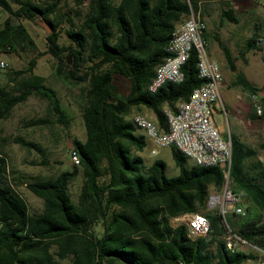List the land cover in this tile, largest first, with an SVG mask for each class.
I'll list each match as a JSON object with an SVG mask.
<instances>
[{"label": "trees", "instance_id": "1", "mask_svg": "<svg viewBox=\"0 0 264 264\" xmlns=\"http://www.w3.org/2000/svg\"><path fill=\"white\" fill-rule=\"evenodd\" d=\"M61 0H0V53L31 52L35 43L21 20L47 22L46 49L54 60L53 76L67 87L78 89L84 139L67 135L70 154L76 156L69 169L54 176L38 177L25 187L42 200L39 212L30 214L27 204L12 187L5 155L0 149V264H242L255 259L252 252L226 249L222 236L238 234L264 250V171L245 160L256 149L229 133L231 161L228 185L245 199L244 215L228 214L224 221L216 208L207 207L210 191L223 182L219 165H187L174 148L171 157L177 174L167 176L165 164L155 158L145 164L139 154L147 146L143 133L132 122L133 110L145 108L153 121L165 129L164 108L175 109L202 80L197 76L195 54L182 65L178 83L164 82L154 91L148 85L155 66L167 55L164 46L174 27L188 13L186 0H71L75 10L60 13ZM195 7L196 0H190ZM77 18V21H75ZM220 18L236 22L232 10L222 7ZM68 27L67 44L60 43L59 24ZM257 28L244 40V51L258 48ZM223 57L239 85L258 99L259 114L252 105L249 120L264 119V95L236 70L229 50L218 41ZM31 56L20 69L6 68L0 84V119L30 95L47 99L53 120L35 118L29 125L56 122L68 128L70 118L45 77L33 72ZM126 78V93L113 82ZM10 141L36 151L38 164L48 165L43 149L20 136ZM264 147V143L259 144ZM256 168L255 171L251 170ZM80 173L81 183L72 200L68 184ZM198 212L210 226L208 237L190 238L185 225L171 226V217ZM98 227L99 229H96Z\"/></svg>", "mask_w": 264, "mask_h": 264}, {"label": "rangeland", "instance_id": "2", "mask_svg": "<svg viewBox=\"0 0 264 264\" xmlns=\"http://www.w3.org/2000/svg\"><path fill=\"white\" fill-rule=\"evenodd\" d=\"M44 2L49 0H35ZM60 13H72L75 6L71 0L60 1ZM236 7L237 23L220 18L222 7ZM249 8L240 12L241 7ZM201 16L208 23L207 52L222 65L223 82L220 89V101L225 108V115L222 111L214 114V120L229 133H235L238 138L249 146L256 149V155L245 160V166L250 171L254 162H259L258 169L264 171V147L259 144L264 143V119L255 118L248 120L247 116L253 105L252 97L239 85H232L234 72L230 70L222 54V49L218 41L223 44L234 59L236 70L257 88L263 84L264 73V53L261 48H252L243 51L244 40L251 34L255 28L260 33L264 30V0H205L200 5ZM5 13L0 11V20L4 18ZM40 19L35 21L21 20L35 43V49L31 52L0 53V58L7 62V68H23L27 60L35 57V66L33 72L45 77L46 85L51 86L56 95L60 98L61 105L68 114L70 121L68 128H63L61 124L52 122L44 125H29V121L35 118H47L53 120L49 103L46 98L38 95H30L23 102L14 105L9 115L0 119V149L5 155L8 167V178L14 190L21 195L27 204L30 214L37 213L42 208V200L35 196L25 187V183L38 177L54 176L61 170L69 169L71 166L70 142L67 135L78 139H84L85 133L82 125L79 109L76 104L78 89L67 87L61 84L52 74L54 60L49 53H43L37 56V52H44L46 49V39L43 27L39 24ZM77 21V18H75ZM68 24L62 20L59 24V42L67 44L69 41L64 34V29ZM5 70L0 72V84L5 82ZM113 82L118 90L126 93L129 88V82L126 78L115 75ZM264 92V87L261 88ZM140 113L153 120L152 113L141 108L139 112L133 110L132 115ZM20 136L38 144L44 152V156L49 160L48 165H40L39 154L32 150L20 146L10 141L11 137ZM68 141V142H67ZM151 145L145 146L139 154L144 159L145 164L153 159L159 158L165 164V174L173 176L177 174L178 168L171 157L170 147H157L156 155H150ZM187 165L192 161L187 159ZM256 168L251 170L255 171ZM81 183V175L76 177L68 184V192L72 200L76 195ZM211 192V191H210ZM241 202L245 205V199L242 195ZM96 229H99L96 227ZM251 252V251H249ZM253 253V252H252ZM245 264H255L254 259H248Z\"/></svg>", "mask_w": 264, "mask_h": 264}, {"label": "built area", "instance_id": "3", "mask_svg": "<svg viewBox=\"0 0 264 264\" xmlns=\"http://www.w3.org/2000/svg\"><path fill=\"white\" fill-rule=\"evenodd\" d=\"M186 1L188 13L184 20L174 27L170 39L164 46L167 55L155 66L148 90L152 92L164 82H180L183 78L182 65L191 51L195 54L197 76L202 82L192 89L186 99L177 102L174 110L163 109L165 129H161L152 119L140 113L132 116V122L151 145L150 155H156L157 147H172L190 159L193 164L202 166L223 164L221 168L224 182L218 191L212 190L209 193L207 207L216 208L225 224V216L231 213L242 216L245 207L241 202L242 193L232 191L227 181L231 161L229 132L223 134L221 124L214 120L216 112L222 111L224 115L226 113L220 101L223 75L220 63L205 48L202 35L206 25L200 15L201 0H196L195 7L190 0ZM256 45L264 46V36L257 37ZM7 65V62L0 58V72L5 70ZM252 102L255 112L259 114L261 106L258 99L252 96ZM70 159L77 163L73 152ZM169 223L171 226L185 225L187 236L190 238H206L210 232L207 218L198 212L173 216ZM222 239L230 252L251 251L256 255L255 264H264V250L260 247L229 230Z\"/></svg>", "mask_w": 264, "mask_h": 264}, {"label": "crops", "instance_id": "4", "mask_svg": "<svg viewBox=\"0 0 264 264\" xmlns=\"http://www.w3.org/2000/svg\"><path fill=\"white\" fill-rule=\"evenodd\" d=\"M205 2V0H201V4H203ZM225 7H229L231 10H232V12H233V14H234V16L236 17V7L234 8V7H230V6H225ZM249 7L248 6H246V7H241L240 8V12H242V11H245L246 9H248ZM200 15H201V13H200ZM201 18H202V20L204 21L205 19H204V17H202L201 16ZM236 20H237V17H236ZM238 21V20H237ZM237 21L236 22H234V23H237ZM204 23H205V25H206V29L204 30V32H203V35H202V37H203V40H204V42H205V47H206V44H207V35H208V23L206 22V21H204ZM253 32V31H252ZM252 32H251V34H252ZM250 34V35H251ZM249 35V36H250ZM257 35L258 36H264V30H262L260 33H257ZM248 37V36H247ZM246 37V38H247ZM258 47H260L261 48V50H262V52L264 53V46H258ZM206 50H207V48H206ZM1 59H3V58H1ZM220 69H221V72H223L222 71V65H221V63H220ZM223 87V86H222ZM221 87V88H222ZM249 114V113H248ZM247 119L249 120V118H248V116H247ZM221 129H222V131H223V134H226V132H229V131H225V130H223V128H222V126H221ZM147 145H148V143H147ZM248 252V251H247ZM246 262V261H245ZM245 262H243L242 264H245Z\"/></svg>", "mask_w": 264, "mask_h": 264}, {"label": "water", "instance_id": "5", "mask_svg": "<svg viewBox=\"0 0 264 264\" xmlns=\"http://www.w3.org/2000/svg\"><path fill=\"white\" fill-rule=\"evenodd\" d=\"M39 24L43 27V29L46 32V34L49 33V32H51L52 28H51V26L47 22H45V21H39ZM260 95L263 96L264 95V92H261ZM70 146H71V144H70ZM219 167H223V164L220 163L219 164Z\"/></svg>", "mask_w": 264, "mask_h": 264}]
</instances>
